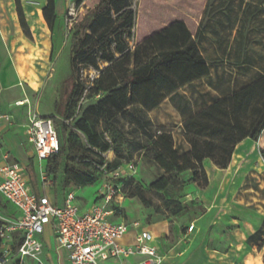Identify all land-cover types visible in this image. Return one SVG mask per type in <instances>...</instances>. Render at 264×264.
<instances>
[{
  "label": "trees",
  "instance_id": "1",
  "mask_svg": "<svg viewBox=\"0 0 264 264\" xmlns=\"http://www.w3.org/2000/svg\"><path fill=\"white\" fill-rule=\"evenodd\" d=\"M15 1L22 29L31 38L21 0ZM83 4L85 11L73 20L71 88L62 120L72 119L81 100L89 104L95 96L101 99L86 109L85 103L80 107L82 115L77 128L85 134L89 148L79 144L74 150L73 137L67 135L66 126L60 122L63 126L58 132L60 152L49 158L46 172L48 177L56 180L65 158L64 193L97 184L99 177L87 167H102L106 162L103 154L119 153L125 135L109 121L130 108L150 113L180 89L210 75L199 49V28L204 15L212 9L213 0L76 2L79 9ZM43 16L53 32L57 21L55 0H47ZM102 65L108 66L101 69ZM81 68L100 72L86 96V84L77 77ZM54 121L57 128L59 121ZM101 122L105 124L109 140L97 129ZM183 128L191 146L187 154L180 156L175 151L172 133L166 129H156L152 143L144 147V157L154 161L163 171V175L151 184L150 191L167 192L187 182L206 187L208 176L204 161L211 160L219 169L228 168L235 148L247 139L258 144V152L264 161V77L215 101L187 119ZM65 143L69 148L67 156ZM76 160L83 166L75 164ZM106 168L112 171L118 165L107 162ZM28 172L32 190L37 194L33 165L29 166ZM186 174L190 175L188 180L183 178ZM129 196L138 199L146 208L152 207V201L140 185H135ZM165 204L167 208L174 206L172 216L185 213V207L177 201Z\"/></svg>",
  "mask_w": 264,
  "mask_h": 264
},
{
  "label": "crops",
  "instance_id": "2",
  "mask_svg": "<svg viewBox=\"0 0 264 264\" xmlns=\"http://www.w3.org/2000/svg\"><path fill=\"white\" fill-rule=\"evenodd\" d=\"M46 4L47 0H21L30 38L20 24L16 1L0 0V159L7 156L8 162L20 163L27 171L37 159L25 130L32 96L27 91L28 82L23 73L30 77L36 76L39 83L44 75H41L42 72L29 74V71L34 63L46 62L51 54L52 31L43 16ZM55 5L57 9V0ZM245 7H242V13ZM199 29V49L208 64L210 75L180 89L148 113L156 119L152 121L155 128L171 131L174 149L180 156L191 151L184 136L183 124L187 119L215 101L264 77L262 62L256 65L241 62L234 73L244 77L242 83L230 90L217 85L216 78L226 76L233 68H228L227 63L217 69L209 65L208 55L201 48L204 39L202 23ZM234 45L237 47L244 44L241 39L236 38ZM224 55V61L228 62V54ZM29 86L35 88L39 85ZM18 89L22 97L16 94ZM177 115L180 121H173ZM203 166L208 176V185L198 188L191 197L202 207L198 215L190 216L187 213L169 219L154 216L150 223L143 225L137 222L138 218L134 214L132 218L125 219L119 211V207L123 205L121 201L122 205H113L114 213L109 218L112 223L126 224L129 227L119 243L132 247L137 235L142 231H150L156 239L155 246L163 257L162 264H264V161L258 152V144L249 139L241 142L235 148L226 169H219L209 159L204 161ZM30 188L32 190L31 178ZM96 200L97 198L90 204L85 201L80 205L77 199V204L82 212H86ZM0 202L2 229L5 220L18 216V210L1 193ZM57 202L60 204L61 200ZM7 204L15 209L10 210L9 215L3 207L8 206ZM191 225L194 228L190 231ZM43 240L46 264H70L66 250L56 246L50 229L46 231ZM20 242V235L13 233L12 240H1L0 245L15 248ZM143 259L141 255L130 256L122 264H137ZM104 263L120 264L113 259Z\"/></svg>",
  "mask_w": 264,
  "mask_h": 264
},
{
  "label": "rangeland",
  "instance_id": "3",
  "mask_svg": "<svg viewBox=\"0 0 264 264\" xmlns=\"http://www.w3.org/2000/svg\"><path fill=\"white\" fill-rule=\"evenodd\" d=\"M78 0H74L77 2ZM85 2V0H81ZM69 0H57V21L55 22L52 32V49L51 54L47 58L46 62L34 63L30 67L29 74L40 73L43 77L40 78V83L36 76H26L23 73L25 80L32 86H38L31 88L28 83L27 91L32 96V106L27 110L28 113L35 114L41 118H52L59 121L57 127L58 132L63 130L62 122L67 128V135H72L74 144V150H77V145H82L89 148L85 134L77 128V123L81 119L82 109L80 108L85 103V109L87 106L96 105L101 99L99 96L93 97L92 101L86 103V100H81L75 111L74 116L69 121L62 120V113L64 110L65 100L70 92V78L72 77L71 68V37L74 32V21L67 23ZM246 6L244 13H242V7ZM137 10V7H135ZM85 11L84 4L81 8H77L76 16L79 13ZM75 16V18H76ZM74 18V19H75ZM204 25L203 41L201 42V48L205 55H208V63L210 66L216 69L227 63L228 68L232 67L233 71L226 73V76L216 78L217 85L224 87L226 90H230L237 87L244 80V77L236 76L234 70L237 69V65L241 62L249 64H264V0H213L212 9L207 15H204L202 21ZM223 26V27H222ZM205 35V36H204ZM241 39L244 45L235 47V39ZM132 46L134 44H131ZM224 53L228 54V62L224 61ZM108 65H102L101 69H104ZM230 66V67H229ZM100 75L99 71L93 69H83L77 73L78 80L86 84L85 96L92 89V83ZM76 77V76H75ZM22 97L20 89L16 93ZM84 96V97H85ZM113 123L119 128L125 135V141L120 147L119 153L108 152L105 155L108 163H115L118 167L124 169L129 164H133L136 167L134 177L130 180L129 186L125 188V198L123 205L119 207V211L124 215L125 219L137 216V222L143 225L150 223L154 216L159 218H173L178 216H184L190 213V216H195L200 213L202 207L198 202L192 200V195L198 190L199 187L196 184L187 182L184 186L177 189H170L167 192H154L150 191V186L161 175L163 171L159 168L154 161L146 159L144 157L145 146H149L153 141V136L157 128L154 127L152 121H156L154 116H149L140 110V108H130L128 112L119 114ZM173 121H180L178 115ZM61 122V123H60ZM99 133L103 137L106 136V128L104 122H101L97 126ZM127 137V142H126ZM67 140V136H66ZM66 152L68 155V144L65 143ZM77 159V158H76ZM65 158L60 169V173L56 180L52 177H42L40 172L39 162L36 161L33 165V171L36 176V192L39 195H46L51 201H59L63 199L65 187H64V170H65ZM75 164L82 165V162L75 161ZM83 166V165H82ZM89 171L99 177L97 184L93 186H87L76 189V197L78 202L93 203L97 198L101 189V183L104 180L105 172L109 171L95 168L94 166L87 167ZM127 173V170H126ZM190 177L189 174L183 176L186 180ZM135 185H140L146 192L147 198L152 201V207L146 208L142 203L129 196L130 190ZM74 187V186H71ZM70 188V187H69ZM191 199V200H190ZM177 201L185 207V213L178 216H172L171 212L174 206L167 208V201ZM1 203V202H0ZM8 205V204H7ZM8 211V215L15 209L8 205L3 206ZM189 216V217H190ZM49 236V235H48ZM1 240V239H0ZM10 245H0V252L12 249ZM17 247L13 248L10 264H19ZM26 264H31L27 261ZM67 264V262L65 263ZM99 264H105L100 262Z\"/></svg>",
  "mask_w": 264,
  "mask_h": 264
},
{
  "label": "built area",
  "instance_id": "4",
  "mask_svg": "<svg viewBox=\"0 0 264 264\" xmlns=\"http://www.w3.org/2000/svg\"><path fill=\"white\" fill-rule=\"evenodd\" d=\"M76 16V2L70 1L67 23ZM22 103H17L20 105ZM28 142L33 146L39 162L42 177L46 176V163L49 158L60 152V140L55 121L28 113L25 126ZM106 162L99 169L106 170ZM127 170V173H126ZM136 172V167L129 164L124 169L118 167L106 171L96 202L82 212L77 204L76 191L64 193L59 204L46 195L32 192L27 168L20 163L8 162V157L0 159V193L18 210V216L5 220L0 229L2 241L12 240L17 233L21 242L17 246L19 264H46L44 259L43 237L51 230L58 248L65 249L70 264H99L110 259L120 264L135 255L144 259L137 264H162L163 257L155 246V237L150 231L137 235L135 245L122 246L119 240L128 232V225L112 223L113 205L120 204L125 198L126 183ZM138 227V224L135 225ZM190 226V231L193 229ZM13 248L0 252V264H10Z\"/></svg>",
  "mask_w": 264,
  "mask_h": 264
},
{
  "label": "bare ground",
  "instance_id": "5",
  "mask_svg": "<svg viewBox=\"0 0 264 264\" xmlns=\"http://www.w3.org/2000/svg\"><path fill=\"white\" fill-rule=\"evenodd\" d=\"M23 105V104H22Z\"/></svg>",
  "mask_w": 264,
  "mask_h": 264
}]
</instances>
